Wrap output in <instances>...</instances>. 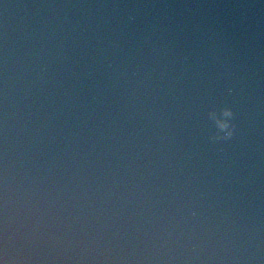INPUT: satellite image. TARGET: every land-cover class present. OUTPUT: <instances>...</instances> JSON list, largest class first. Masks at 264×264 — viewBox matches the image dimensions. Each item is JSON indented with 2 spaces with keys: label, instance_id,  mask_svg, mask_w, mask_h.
Wrapping results in <instances>:
<instances>
[{
  "label": "clouds",
  "instance_id": "9594fccd",
  "mask_svg": "<svg viewBox=\"0 0 264 264\" xmlns=\"http://www.w3.org/2000/svg\"><path fill=\"white\" fill-rule=\"evenodd\" d=\"M0 264H264V40L0 0Z\"/></svg>",
  "mask_w": 264,
  "mask_h": 264
},
{
  "label": "water",
  "instance_id": "95a60500",
  "mask_svg": "<svg viewBox=\"0 0 264 264\" xmlns=\"http://www.w3.org/2000/svg\"><path fill=\"white\" fill-rule=\"evenodd\" d=\"M17 2V0H6ZM157 2L174 5H192L193 11L203 14L217 29H226L229 33L242 30L250 39L264 40V0H157ZM221 121H231L233 117L218 113ZM210 127L215 121L207 113L201 115Z\"/></svg>",
  "mask_w": 264,
  "mask_h": 264
}]
</instances>
